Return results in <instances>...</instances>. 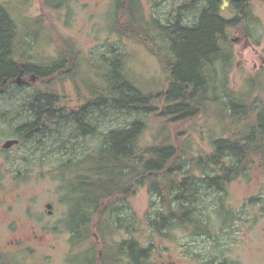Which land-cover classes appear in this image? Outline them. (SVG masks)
I'll use <instances>...</instances> for the list:
<instances>
[{"label": "trees", "instance_id": "16d2710c", "mask_svg": "<svg viewBox=\"0 0 264 264\" xmlns=\"http://www.w3.org/2000/svg\"><path fill=\"white\" fill-rule=\"evenodd\" d=\"M230 1L236 17L218 13L221 0H205V6L190 25L184 13L196 10L193 3L179 7L175 17H169L165 23L159 18L148 19L141 0H118L114 31L135 40L159 60L168 75L167 87L155 92L140 87L136 82L140 77L129 67L128 54H117L114 50L113 58L103 56L109 69L106 73L96 78L81 74L89 97L79 109L70 110L62 106V96L55 84L69 79L78 87L81 54L76 44L66 46L61 60L51 65L36 62L26 49H31L30 43L25 45L31 34L22 35L21 26L11 12L0 5V99L14 94V87L26 88L28 75L36 74L37 80L43 82L34 86V91L17 108L0 110V127H11L13 136L21 141L19 145L41 141L62 128L69 129L68 140L98 136L99 120L106 118L108 112L157 114L175 122L215 112L219 120L228 121L223 129L230 136L217 135L212 129V151L194 156L191 141L177 145L167 137L156 145H142L148 125L141 117H135L126 127L102 133L94 152L72 161V165L62 164L59 171L72 176L70 183L80 184L78 191H69L70 198L93 201L88 206L96 210L102 208V201H107L98 231L112 241L105 246L102 264H155L151 262L156 253L155 242L142 244L135 236L139 231L136 213H131V207L127 206L128 215L122 217L118 201L128 200L147 187L161 199L164 209L147 213L146 222L154 236L168 238L175 228L193 225L197 226L196 235L212 237L209 223L199 215L203 190L223 192L235 180L249 177L255 165L264 169V69L248 80L244 90H235L230 83L236 61L231 30L243 26L244 36L248 37L247 26L256 21L253 0ZM55 3L50 4L58 7ZM23 27L30 30L31 25ZM20 45L25 51H20ZM67 62L70 66L66 72ZM19 118L22 122L15 124ZM70 151L74 153V148ZM15 173L16 180H24L29 177L23 176L31 171L23 174L18 169ZM82 205L76 206L73 213V223L79 224L81 233L86 231L90 220ZM110 220L112 227L106 232L102 226ZM122 231L128 237L116 242Z\"/></svg>", "mask_w": 264, "mask_h": 264}, {"label": "rangeland", "instance_id": "374dc122", "mask_svg": "<svg viewBox=\"0 0 264 264\" xmlns=\"http://www.w3.org/2000/svg\"><path fill=\"white\" fill-rule=\"evenodd\" d=\"M191 1L141 0V3L148 19L159 18L166 23L169 17H175L179 7ZM201 3L203 5L204 0ZM117 4L118 0H92L85 7L78 2L73 4V13L65 15L44 4V0H0V5L5 6L21 26V34H31L25 45L36 42L29 44L31 49L26 48L36 62L51 65L61 60L60 54L65 52L66 46L73 42L76 44L81 54L77 68L80 73L78 87L69 79L55 84L62 96V106L68 110L79 109L89 97L82 75L96 78L106 73L109 69L104 64L103 56L113 58L114 50L117 54H128L129 67L140 77L136 81L140 87L153 92L167 87L168 75L159 60L135 40L122 37L114 31V23L118 18ZM251 4L256 21L251 23V27L247 26L248 37L244 36L243 26L239 30H231L236 61L230 74V83L238 91L244 90L248 80L264 69V1L253 0ZM184 14L186 22L192 25L198 11H187ZM225 14L232 15L229 5L226 6ZM27 23L31 25L30 30L23 27ZM22 45L20 51H25ZM69 66L70 62H67L66 72ZM35 75L27 76L26 88L17 90L14 87V94L1 98L0 110L17 108L34 91V86L43 85ZM32 78L34 81L29 80ZM159 104L163 106L162 102ZM135 117H141L148 125L142 145H156L167 137L177 145L191 141L194 156L212 151V129L217 135L231 134L223 129L228 121L219 120L215 112L184 122L161 119L157 114L143 116L108 112L106 118L99 120L101 133L98 136L68 140L69 129L62 128L59 133L41 141L28 142L6 151L2 145L6 140L16 137L11 127L1 125L0 173L3 179L0 181V250L17 249L12 246V242L23 240L28 246L31 245L25 264H64L70 250V234L62 232L63 237H59L41 233L43 226L63 220L68 211L63 200L68 198V185L72 176H64L59 169L62 164L72 165V161L76 162L89 152H94L103 138L102 133L126 127ZM22 120H15V124ZM73 148L74 153L70 151ZM26 157L31 161L26 160ZM18 169L23 174L30 170L29 175L23 176L29 178L16 180L15 172ZM201 197L199 215L202 221L209 223L212 237L196 235L194 229L197 226L193 225L175 228L168 238L154 236L146 222L147 213L161 211V199L152 195L147 187L141 188L129 199V206L137 214L140 223V231L135 236L143 245L150 242L156 244V253L151 262L202 264L203 261H225L226 264H264V169L255 165L249 177L235 180L228 185L225 193L203 190ZM257 197L263 199L260 202L250 201ZM48 204L54 205L52 216L49 215ZM127 237L126 233H122L116 236L115 241ZM14 245L21 244L15 242ZM81 249L85 248L71 253L76 255Z\"/></svg>", "mask_w": 264, "mask_h": 264}, {"label": "flooded vegetation", "instance_id": "af4514ba", "mask_svg": "<svg viewBox=\"0 0 264 264\" xmlns=\"http://www.w3.org/2000/svg\"><path fill=\"white\" fill-rule=\"evenodd\" d=\"M228 2V5L230 6V10L232 11V15H226L225 14V2ZM262 1V0H260ZM47 2L48 5H50L49 7L55 10H58L59 12H63L65 15L67 14H72L73 13V4H77L78 2L82 3L85 7H88L91 3L92 0H59L58 3H55L54 0H44V4ZM205 2V0H204ZM263 2V1H262ZM50 3H55L58 5V7L52 6ZM191 3V2H190ZM231 1L230 0H221V11L218 13L221 14L224 17L227 18H234L237 16V12L233 9L232 5H231ZM227 5V6H228ZM252 5V4H251ZM30 44H36L35 41L30 42ZM80 187L79 183H69L68 185V191L71 190H76L78 191ZM227 190V188H226ZM218 192L220 194L225 193L226 192ZM68 193V198L64 199V203L67 205L68 207V211L67 214L64 215V219L57 221L56 223L52 222V223H47L45 226H43L41 228L43 235L45 234H53L56 236H62V232H67L70 234V250L67 253L66 257H65V262L64 264H102L101 260L104 256V250H105V246L107 243L111 244V237H107V238H103L101 236V234L99 233V225H101L100 221L102 220V213L105 212V206L107 204V201H102L101 202V206L102 208L96 210V209H90V207L88 205H92L93 201H89V200H83L82 198H70ZM110 200H108L109 202ZM129 199L125 200V204L126 207L129 206ZM81 204H83L82 206L85 207L83 208L84 212L89 213V224L87 226V229L85 232L81 233V229L76 226V224L73 223V213H74V209L76 208V206H80ZM48 209V208H47ZM223 209H225L223 207ZM49 210V215L52 216L53 215V210H54V205L52 209H48ZM131 213H134L132 211V208L130 210ZM109 213V212H108ZM137 215V214H136ZM122 217H127L121 215ZM138 218V216H137ZM108 221H106L107 223ZM137 222L139 223V219H137ZM75 225V226H74ZM104 228V230L106 232L110 231L112 225H111V220L109 221V223L107 225L102 226ZM138 229L140 231V223L138 224ZM138 231V233H139ZM122 233H126L123 232ZM121 233V234H122ZM109 234V233H108ZM127 234V233H126ZM59 236V237H60ZM119 236V235H118ZM111 239V240H108ZM108 240V242H107ZM20 243L21 245L19 246H15L14 243ZM92 245L86 247V245ZM12 246L16 247L17 249L14 250H10V251H2L0 250V264H25L27 258H29V248L31 245H27L25 244V242L23 240H17L12 242ZM79 248H85L84 250L81 249L80 253L78 254H72V251L78 250ZM216 264H226L225 261L222 262H217Z\"/></svg>", "mask_w": 264, "mask_h": 264}, {"label": "bare ground", "instance_id": "6f19581e", "mask_svg": "<svg viewBox=\"0 0 264 264\" xmlns=\"http://www.w3.org/2000/svg\"><path fill=\"white\" fill-rule=\"evenodd\" d=\"M202 0H193V1H191V3H193V8H195L197 11H198V13L202 10V8L205 6V2L203 3V5H202ZM118 207L119 206H122V207H120V209L118 210L119 212H122L123 214V216H126V215H128V209H127V207H126V204H125V201H118Z\"/></svg>", "mask_w": 264, "mask_h": 264}, {"label": "water", "instance_id": "95a60500", "mask_svg": "<svg viewBox=\"0 0 264 264\" xmlns=\"http://www.w3.org/2000/svg\"><path fill=\"white\" fill-rule=\"evenodd\" d=\"M228 5V2L226 1L225 2V7ZM21 143V141L17 138H13V139H8L5 141V143L2 145V149L3 150H10L12 149L13 147L15 146H18L19 144ZM47 208L48 209H52L53 208V205L52 204H48L47 205Z\"/></svg>", "mask_w": 264, "mask_h": 264}]
</instances>
